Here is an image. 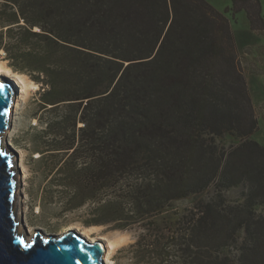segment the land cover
I'll return each mask as SVG.
<instances>
[{
  "label": "trees",
  "instance_id": "trees-1",
  "mask_svg": "<svg viewBox=\"0 0 264 264\" xmlns=\"http://www.w3.org/2000/svg\"><path fill=\"white\" fill-rule=\"evenodd\" d=\"M5 2L14 10L0 49L50 107L52 183L74 204L65 210L90 201L85 225L122 229L213 186L179 245L204 251L198 264H264V146L250 138L258 121L228 19L204 0ZM240 4L264 31L258 0ZM226 134L239 143L219 147Z\"/></svg>",
  "mask_w": 264,
  "mask_h": 264
},
{
  "label": "rangeland",
  "instance_id": "rangeland-1",
  "mask_svg": "<svg viewBox=\"0 0 264 264\" xmlns=\"http://www.w3.org/2000/svg\"><path fill=\"white\" fill-rule=\"evenodd\" d=\"M204 1L223 14L230 23L240 53L238 56L241 71L258 121V130L250 138L264 146V31L252 30L245 8L240 7L242 4L237 10L238 7L233 8L234 0ZM258 2L264 22V0ZM13 10L14 8L6 5L5 0H0V21L10 17ZM1 62L7 66L8 61L2 49ZM19 75L23 77L22 80L19 78L18 81H12L18 107L16 112L13 110L5 140L13 152L18 170L15 209L20 221V232L26 233L28 238H32L37 232L44 238H57L71 230L82 234V231L73 228L74 225H79L80 228L93 229V237L104 248L109 240H121L118 248L109 252L111 264H172L173 261L174 264H198L196 259L204 251L187 249L179 244L183 243L184 232L192 225L190 211L193 206L199 199L216 197L214 187H209L199 195L172 200L155 215H141L138 218L134 216L122 229L113 228L111 225H85L84 222L92 216L93 204L87 201L75 209L65 210V207L74 204L68 202L65 191L63 194L62 189L52 183V170L58 157L49 151L51 137L46 132V122L54 118L48 112L50 107L44 108L40 100V85L27 75ZM53 115L56 113L53 112ZM215 141L219 147L225 149L239 143L237 138L228 134L215 138ZM243 190L239 187L225 193L227 202L231 205L240 202ZM257 213L264 216V205L257 207ZM104 254L106 255L105 251ZM224 254L233 257L235 248L225 249ZM208 255L216 256L217 253L210 252ZM103 262L107 264L105 257Z\"/></svg>",
  "mask_w": 264,
  "mask_h": 264
},
{
  "label": "water",
  "instance_id": "water-1",
  "mask_svg": "<svg viewBox=\"0 0 264 264\" xmlns=\"http://www.w3.org/2000/svg\"><path fill=\"white\" fill-rule=\"evenodd\" d=\"M0 81V264H104L103 248L71 230L57 238H32L20 232L15 209L18 170L5 133L10 127L14 92L5 78Z\"/></svg>",
  "mask_w": 264,
  "mask_h": 264
},
{
  "label": "bare ground",
  "instance_id": "bare-ground-1",
  "mask_svg": "<svg viewBox=\"0 0 264 264\" xmlns=\"http://www.w3.org/2000/svg\"><path fill=\"white\" fill-rule=\"evenodd\" d=\"M19 74L13 73L3 62L0 63V81H3L2 78H5L7 81H9L12 85L13 91L15 93V86L13 85L12 81H18V79L20 78V80L23 79V77ZM14 86V87H13ZM15 97H13V103H12V113L13 110L16 112L17 111V101L14 99ZM11 113V114H12ZM73 228L78 229L79 231H82V235L86 238L88 237L91 241V243H99L101 245V247L103 248V255L102 258L105 257V262L107 264H111V260H109V252H114L118 246L122 243L120 239H113V240H109L108 244H105V248L103 246L102 243L97 242L96 239L93 237L94 235V231L93 229L90 228H80L79 225H74ZM108 249V250H107ZM104 251L106 253V255L104 254ZM105 255V256H104Z\"/></svg>",
  "mask_w": 264,
  "mask_h": 264
},
{
  "label": "crops",
  "instance_id": "crops-1",
  "mask_svg": "<svg viewBox=\"0 0 264 264\" xmlns=\"http://www.w3.org/2000/svg\"><path fill=\"white\" fill-rule=\"evenodd\" d=\"M237 52L239 53V50H237ZM247 53V52H246ZM240 54V53H239ZM244 56V55H243ZM241 58H242V56H241Z\"/></svg>",
  "mask_w": 264,
  "mask_h": 264
}]
</instances>
